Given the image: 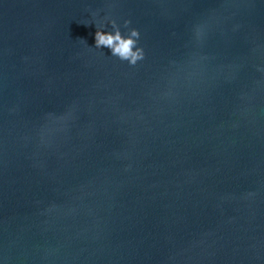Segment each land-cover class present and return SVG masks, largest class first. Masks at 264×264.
I'll use <instances>...</instances> for the list:
<instances>
[{"label": "water", "instance_id": "95a60500", "mask_svg": "<svg viewBox=\"0 0 264 264\" xmlns=\"http://www.w3.org/2000/svg\"><path fill=\"white\" fill-rule=\"evenodd\" d=\"M0 262L264 264V0H0Z\"/></svg>", "mask_w": 264, "mask_h": 264}, {"label": "clouds", "instance_id": "9594fccd", "mask_svg": "<svg viewBox=\"0 0 264 264\" xmlns=\"http://www.w3.org/2000/svg\"><path fill=\"white\" fill-rule=\"evenodd\" d=\"M92 15L94 17L92 23L96 27L94 49L100 51L106 48L111 57L126 62L131 67H135L146 58L145 49L140 43L141 32L131 26V20H124L121 26L111 14L100 16L98 12H94ZM83 42L86 44L85 41Z\"/></svg>", "mask_w": 264, "mask_h": 264}]
</instances>
